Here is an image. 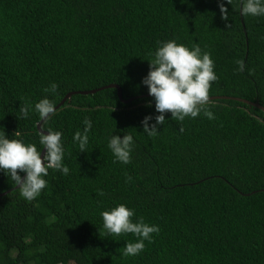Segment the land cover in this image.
I'll list each match as a JSON object with an SVG mask.
<instances>
[{"label": "trees", "instance_id": "obj_1", "mask_svg": "<svg viewBox=\"0 0 264 264\" xmlns=\"http://www.w3.org/2000/svg\"><path fill=\"white\" fill-rule=\"evenodd\" d=\"M220 2L0 0V132L43 151L34 105L45 96L57 107L69 93L113 84L125 100L149 95L142 81L169 40L211 54L210 98L264 107V17L223 0L225 20ZM52 83L56 92H45ZM207 107L215 119L169 112L150 137L142 121L159 114L153 97L74 95L43 125L63 133L69 174L50 169L47 187L27 201L0 172V194L13 190L0 197V264H264V111L232 99ZM85 119L92 129L80 152L73 136ZM111 134L134 137L129 164L108 148ZM118 204L160 228L137 256L122 255L133 234L103 228L101 212Z\"/></svg>", "mask_w": 264, "mask_h": 264}, {"label": "clouds", "instance_id": "obj_2", "mask_svg": "<svg viewBox=\"0 0 264 264\" xmlns=\"http://www.w3.org/2000/svg\"><path fill=\"white\" fill-rule=\"evenodd\" d=\"M232 0H227L231 4ZM241 13L244 16L264 17V0H241ZM220 11L227 20L228 9L221 0ZM238 72L244 71L243 61H237ZM150 70L142 84L147 86L149 95L154 98L155 117L146 116L142 121L143 132L148 136H156L158 127L165 124L166 114L171 113L173 120L183 121L187 117L196 118L201 113L208 119H215L214 113L207 105L210 100V89L218 77L211 54L203 51L198 44L191 48L175 40L162 42L154 52L149 62ZM58 85L52 83L45 92L55 93ZM151 107V103H149ZM32 105L21 109L24 118H28ZM34 111L41 120H47L55 115V104L45 96L34 105ZM154 123H151L152 121ZM83 131H76L73 142L78 143L80 152L87 149L89 132L92 122L84 121ZM182 130V129H181ZM63 133L48 129L42 130L39 144L43 151L38 150L36 144L25 143L20 139H10L5 131L0 132V172L11 177L15 185L19 186L20 195L27 201L35 200L47 187L49 170L69 174V168L64 164L65 148ZM135 145L131 134H111L108 138V148L116 161L122 164L131 162V154ZM20 173L26 175L21 176ZM127 177L126 181H130ZM135 210L125 204H118L101 212L103 228L109 235L120 236L133 234L135 242H126L122 255L124 257L137 256L143 252L145 241L152 242L153 233L159 234L160 228L156 224H148L142 217L133 221Z\"/></svg>", "mask_w": 264, "mask_h": 264}, {"label": "water", "instance_id": "obj_3", "mask_svg": "<svg viewBox=\"0 0 264 264\" xmlns=\"http://www.w3.org/2000/svg\"><path fill=\"white\" fill-rule=\"evenodd\" d=\"M117 89L118 90V94H119V98L121 99V101L125 104H130L132 103L133 101L137 100V99H141V98H149V97H152L150 95H144V96H140V97H135V98H132V99H129V100H125L124 99V95H123V90L122 88L119 86V85H116V84H113V85H110V86H107V87H104V88H101L100 90H94V91H90V92H72V93H69L63 100L62 102L56 107V111H58L62 106H64L66 104V102L71 99L74 95L76 94H82V95H90V94H95L99 91H102V90H105V89ZM219 99H232V100H236V101H240V102H244L246 104H249V105H252L254 107H257L261 110L264 111V107L262 105H260L259 103H252L250 101H247V100H243V99H238V98H228V97H212L210 98L209 102L210 101H214V100H219ZM46 122V120H42L39 125H38V129H39V132L41 133L43 129V125L44 123ZM45 131V130H44ZM19 186H17L14 190H18ZM13 190L7 192V193H4V194H0V197H4L6 196L7 194L11 193Z\"/></svg>", "mask_w": 264, "mask_h": 264}, {"label": "rangeland", "instance_id": "obj_4", "mask_svg": "<svg viewBox=\"0 0 264 264\" xmlns=\"http://www.w3.org/2000/svg\"><path fill=\"white\" fill-rule=\"evenodd\" d=\"M71 264H74V263H71Z\"/></svg>", "mask_w": 264, "mask_h": 264}]
</instances>
